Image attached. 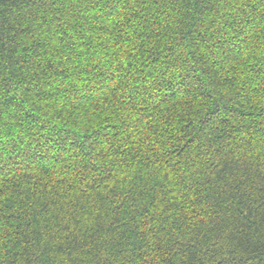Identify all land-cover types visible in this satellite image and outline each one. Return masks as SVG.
<instances>
[{
    "label": "trees",
    "instance_id": "1",
    "mask_svg": "<svg viewBox=\"0 0 264 264\" xmlns=\"http://www.w3.org/2000/svg\"><path fill=\"white\" fill-rule=\"evenodd\" d=\"M0 264H264V0H0Z\"/></svg>",
    "mask_w": 264,
    "mask_h": 264
}]
</instances>
